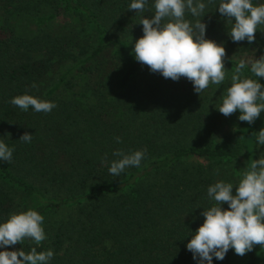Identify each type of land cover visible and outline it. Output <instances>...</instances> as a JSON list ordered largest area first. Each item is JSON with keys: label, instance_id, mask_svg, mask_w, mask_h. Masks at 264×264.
<instances>
[{"label": "trees", "instance_id": "1", "mask_svg": "<svg viewBox=\"0 0 264 264\" xmlns=\"http://www.w3.org/2000/svg\"><path fill=\"white\" fill-rule=\"evenodd\" d=\"M130 2L0 0V140L14 149L11 163L0 162V221L36 210L47 237L8 250L51 249L50 264H195L186 243L210 206L208 186L238 184L260 158L264 112L251 125L235 112L227 133L216 104L239 62L264 55V25L254 43H234L217 4H207L206 38L223 44L229 79L199 95L187 79H165L134 60L131 42L154 9L136 14ZM249 68L243 77L264 85ZM22 94L57 106L24 112L9 102ZM24 132L31 143L18 140ZM144 149L140 167L108 174L114 151ZM233 253L213 264H264L260 245L242 261Z\"/></svg>", "mask_w": 264, "mask_h": 264}, {"label": "clouds", "instance_id": "2", "mask_svg": "<svg viewBox=\"0 0 264 264\" xmlns=\"http://www.w3.org/2000/svg\"><path fill=\"white\" fill-rule=\"evenodd\" d=\"M210 3H216V10L226 18L230 25L227 34L234 43L255 42L258 26L264 25V4H254L253 0H151L150 7V0H131L128 9L136 14L154 9L150 17L144 16L139 22L143 35L131 42L134 60L165 79H187L199 95L210 83L221 85L226 78L225 48L206 38L207 24L203 22ZM187 15L194 19L188 20ZM249 64L255 77H264V55L252 61L241 60L217 110L225 117L239 111L238 120L251 125L264 112V85L258 79L243 77ZM32 87H36L35 83ZM9 102L24 112L31 108L36 113H50L57 106L30 94L15 96ZM256 133L259 149L264 146V128ZM32 139L33 134L24 132L18 140L31 143ZM116 142L122 141L116 137ZM13 152L0 140V162L11 163ZM146 152L147 149L114 151L117 159L109 163L108 174L120 177L126 169L140 167ZM245 169L236 185L221 180L208 186L210 206L202 208L203 223L191 231V239L186 243L195 264L223 261L230 249L243 256L255 245L264 248V152ZM225 204L227 208L223 207ZM43 222V215L33 209L10 214L0 221V264H50L54 256L51 249L37 252L32 247L27 253L22 248L8 250L25 239L39 245L47 238Z\"/></svg>", "mask_w": 264, "mask_h": 264}, {"label": "rangeland", "instance_id": "3", "mask_svg": "<svg viewBox=\"0 0 264 264\" xmlns=\"http://www.w3.org/2000/svg\"><path fill=\"white\" fill-rule=\"evenodd\" d=\"M252 53V52H251ZM227 79H229L228 78V76H226V78H225V81L227 80ZM229 81V80H228ZM219 104H216V108H218L219 107V105H220V103H221V100H219V102H218ZM218 115H219V119H220V123H221V125H222V127H223V130H225L226 129V132L228 133V131H229V127H230V123L229 122H231L232 120H231V118H232V115L234 114H232L231 116H229V117H225V116H223L221 113H217ZM226 119V121L225 120H223V119ZM227 120H229V121H227ZM262 152H264V146L262 147ZM237 258L239 259V261H242V259H243V256H239V255H236V254H234L233 253V255H232V259H236L237 260Z\"/></svg>", "mask_w": 264, "mask_h": 264}]
</instances>
